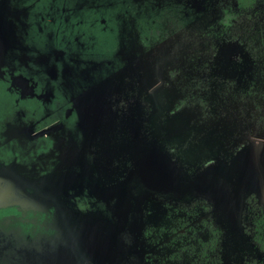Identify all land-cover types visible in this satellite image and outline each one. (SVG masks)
<instances>
[{
  "label": "flooded vegetation",
  "instance_id": "1",
  "mask_svg": "<svg viewBox=\"0 0 264 264\" xmlns=\"http://www.w3.org/2000/svg\"><path fill=\"white\" fill-rule=\"evenodd\" d=\"M48 1L0 0V166L41 188L58 182L65 203L0 208V264H228L230 233L245 253L234 264H264V189L236 197L228 182L246 161L264 173V0L199 6L169 36V62L156 54V91L139 74L129 86L76 84L69 51L36 70L8 64L4 20L17 7L31 54L55 45L49 16L62 22ZM153 93L167 101L155 108ZM177 115L185 137L167 131Z\"/></svg>",
  "mask_w": 264,
  "mask_h": 264
},
{
  "label": "rangeland",
  "instance_id": "2",
  "mask_svg": "<svg viewBox=\"0 0 264 264\" xmlns=\"http://www.w3.org/2000/svg\"><path fill=\"white\" fill-rule=\"evenodd\" d=\"M184 1L192 6L191 12L185 15L181 13L180 16L181 9L175 7L179 5L177 0L163 2V7L156 0H50L45 3L48 12L50 8L55 7V18L57 21L59 19L62 25L56 26V23H52L53 17L49 16L50 27L47 33L49 37L46 43H49L50 37L58 40L54 41L53 47L48 48V52L43 54L42 51L35 56L31 54L32 43L29 41V36L27 40L26 28H24V22L27 21L26 9L17 7L8 12L4 20L6 61L8 64L14 63L20 70H36L42 67L44 59L49 58L52 49L69 51L73 54L71 69L76 84L93 87L107 81L112 82L113 86L116 84L129 86L126 80L131 77L136 79L139 74L143 81L142 86L146 90L156 91L159 82V79L156 80L158 73L156 64L169 62L170 45L171 43L174 45V41L169 36L173 35L187 19L200 16L202 10L199 6L205 4L209 8L216 4L212 2L211 5L209 0ZM60 13L63 14L61 18H59ZM81 20L83 21L81 26L73 30L75 24ZM34 44L44 43L36 40ZM158 53L166 55L163 59L165 62L156 63ZM29 62L36 63V66L28 65ZM165 95L163 93L150 95L153 96L155 108L167 101L163 99ZM180 116L177 115L166 123L169 136L187 135V124L182 122L185 117L180 118ZM241 167L242 174L235 175L238 176V180L228 181L233 195L239 197L244 190L243 186L246 190L253 189L256 192L263 190L262 165L258 161H246ZM232 224L231 231L238 233L237 224L235 222ZM230 237H228L229 249H227L226 262L234 264L242 260L245 254L240 251L243 239L234 237L239 243L233 244L231 233ZM16 257L20 256L16 253Z\"/></svg>",
  "mask_w": 264,
  "mask_h": 264
},
{
  "label": "water",
  "instance_id": "3",
  "mask_svg": "<svg viewBox=\"0 0 264 264\" xmlns=\"http://www.w3.org/2000/svg\"><path fill=\"white\" fill-rule=\"evenodd\" d=\"M66 192L58 182L49 181L41 188L31 184L14 165L0 166V208L46 209L55 207L61 212L60 207L63 206L62 203H65Z\"/></svg>",
  "mask_w": 264,
  "mask_h": 264
}]
</instances>
